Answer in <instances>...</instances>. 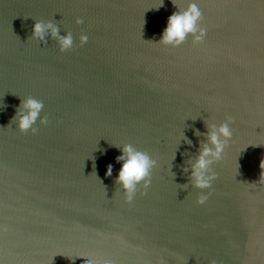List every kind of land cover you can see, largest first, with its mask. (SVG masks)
<instances>
[{
	"label": "water",
	"instance_id": "obj_1",
	"mask_svg": "<svg viewBox=\"0 0 264 264\" xmlns=\"http://www.w3.org/2000/svg\"><path fill=\"white\" fill-rule=\"evenodd\" d=\"M190 4L203 40L159 42ZM38 20L72 47L33 37ZM28 97L35 133L14 119ZM228 117L216 178L196 188L207 125ZM125 144L154 161L131 202ZM261 159L264 0H0V264H264Z\"/></svg>",
	"mask_w": 264,
	"mask_h": 264
},
{
	"label": "clouds",
	"instance_id": "obj_2",
	"mask_svg": "<svg viewBox=\"0 0 264 264\" xmlns=\"http://www.w3.org/2000/svg\"><path fill=\"white\" fill-rule=\"evenodd\" d=\"M201 16L202 13L196 4L188 5L187 9L183 11H174L167 18V26L164 28L159 42L165 44L171 43L178 46L183 43L189 33L194 34L195 41L201 42L205 35V29L200 28V34L195 35L197 32V21L201 19ZM76 23L80 24L82 20L77 18ZM45 28L51 30L50 34L57 40L60 51L63 52L72 47L73 39L71 33L60 35L59 29L51 22L45 24L42 21H36L32 26V36L46 43ZM79 40L81 45H83L87 42L88 37L85 34H81ZM21 105V110L14 117V119H17L18 128L21 132H27L31 129L35 133L37 129L32 126L43 109V102L36 98L28 97L21 101ZM231 121L232 117H228V122L222 123L218 129L215 125H207L210 129L207 133V138L212 147H209L207 144L203 145L195 163L191 166V177L194 187L199 189L211 187V182L216 178V173L211 172L209 174V166L212 163V159H209V157L220 158L227 140L232 136V131L229 127ZM40 122L41 124H46L48 122L47 117L40 118ZM221 136L225 138L223 141L220 139ZM116 160L117 162H122L116 180L125 190L127 201L131 202L138 184L143 182L146 189L151 183V168L154 161L146 151L137 150L130 144L123 146L121 154L116 157ZM259 167L261 169L259 180L255 183L264 184V159H261ZM111 174L112 165L109 164L105 175L111 176ZM207 198L206 194H198L197 203L203 204ZM83 264H93V262L85 259ZM106 264H110V262H106ZM211 264H217V262L212 260Z\"/></svg>",
	"mask_w": 264,
	"mask_h": 264
}]
</instances>
